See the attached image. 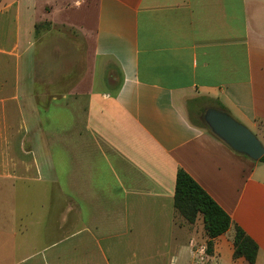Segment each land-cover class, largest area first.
Segmentation results:
<instances>
[{
	"label": "crops",
	"instance_id": "crops-1",
	"mask_svg": "<svg viewBox=\"0 0 264 264\" xmlns=\"http://www.w3.org/2000/svg\"><path fill=\"white\" fill-rule=\"evenodd\" d=\"M211 107L264 146V0H0V264H195L178 169L231 219L213 263L238 225L264 264V162Z\"/></svg>",
	"mask_w": 264,
	"mask_h": 264
},
{
	"label": "trees",
	"instance_id": "trees-1",
	"mask_svg": "<svg viewBox=\"0 0 264 264\" xmlns=\"http://www.w3.org/2000/svg\"><path fill=\"white\" fill-rule=\"evenodd\" d=\"M203 123L208 131L215 135L204 121ZM260 160L264 162V155ZM174 209L175 214L188 224H193L199 217L202 218L204 233L207 237L206 253L212 256L213 239L229 229L231 219L183 169H178L176 175ZM233 247V257H244L249 264H254L258 246L238 225H234Z\"/></svg>",
	"mask_w": 264,
	"mask_h": 264
},
{
	"label": "water",
	"instance_id": "water-1",
	"mask_svg": "<svg viewBox=\"0 0 264 264\" xmlns=\"http://www.w3.org/2000/svg\"><path fill=\"white\" fill-rule=\"evenodd\" d=\"M203 120L210 130L234 151L256 161L264 155V146L258 137L227 111L208 108L204 112Z\"/></svg>",
	"mask_w": 264,
	"mask_h": 264
},
{
	"label": "built area",
	"instance_id": "built-area-1",
	"mask_svg": "<svg viewBox=\"0 0 264 264\" xmlns=\"http://www.w3.org/2000/svg\"><path fill=\"white\" fill-rule=\"evenodd\" d=\"M189 244L195 264H214L212 256H208L206 253V244H199L194 241H190Z\"/></svg>",
	"mask_w": 264,
	"mask_h": 264
},
{
	"label": "rangeland",
	"instance_id": "rangeland-1",
	"mask_svg": "<svg viewBox=\"0 0 264 264\" xmlns=\"http://www.w3.org/2000/svg\"><path fill=\"white\" fill-rule=\"evenodd\" d=\"M67 61H68V60H65V61H64V64H65L66 66H70V62H69V61L67 62ZM63 72H64V73H63V76H64V77H63V79H62L63 84H62L61 86H62L63 89H69V88H70V85H68L69 83H67L68 81H66V79L70 76V75H69L68 77L66 76V73L69 74V70L67 69V70H64ZM68 79H69V78H68ZM202 121H204L203 118H202ZM202 124H203V122H202ZM180 222L182 223V219L179 217V218L177 219V223H180Z\"/></svg>",
	"mask_w": 264,
	"mask_h": 264
}]
</instances>
